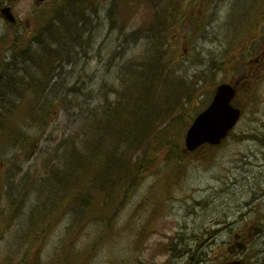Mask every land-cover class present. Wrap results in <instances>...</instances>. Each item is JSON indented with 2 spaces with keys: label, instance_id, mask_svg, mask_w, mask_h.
<instances>
[{
  "label": "rangeland",
  "instance_id": "1",
  "mask_svg": "<svg viewBox=\"0 0 264 264\" xmlns=\"http://www.w3.org/2000/svg\"><path fill=\"white\" fill-rule=\"evenodd\" d=\"M5 1L0 0V3ZM61 1L64 0H53L49 5ZM205 1L204 10L199 5L188 7L193 19L188 25L190 29L181 31L179 39H172V43L178 45L184 55L173 56L171 68L175 75L169 80L183 78L191 87L182 93V104L172 108L167 99H172L173 93L168 92L164 84L167 80L164 74L155 82L159 90L158 93L154 92V97L161 103L164 113L153 124L149 142L161 147L145 157L140 177L135 167L126 174L127 188L139 178L141 186L130 201H125V192L121 201H116L111 223H98L80 211L69 208L48 211L51 203L43 187L57 173L55 169L50 170L49 165L57 159L64 166L63 162H69L65 151L86 138L91 142L89 130L92 124L97 126L98 120L110 110L109 104L116 102V94L112 96L110 93L132 77V74H127L130 71L127 63L144 56L153 42L137 43L134 42L136 36L126 37L123 32L112 30L111 18L107 14L111 0L90 1L88 15L98 7L101 12L88 18L78 14L74 18L72 37L62 31L59 44L63 49L60 56L68 58L71 53L76 55L73 62L63 63L62 69L58 68L53 73L49 84H42L49 96L48 103L59 106L52 112L50 125L44 133L30 126L32 120L22 125L27 133L42 137L34 147L30 144L26 146L25 151L29 154L26 158L23 157L24 153L15 156L17 150L10 149V142L0 147V210L10 206L11 217L13 210L18 213L28 193L31 194L20 219L14 223L9 234L1 238L0 264H16L23 257H29V261H32L34 251L29 248L36 241V252L47 247L41 258L43 264L54 263L76 243L80 252L77 264H188L190 254H195L196 259L189 264H220L222 260L213 256L227 255V248L233 243L237 231L249 230L255 222H264V148L256 141L237 142L230 139L224 146L192 156L185 162L172 160V148L168 144L178 139L172 132L174 126L185 124L199 108L206 106L215 88L216 75L218 83L223 80L240 82L245 90L253 88L250 93L252 100L243 104L244 115L235 134L264 135V62H259L262 65L256 64L257 57L264 51V41L256 46L248 39L243 43L237 34L224 27L233 15L235 0H219L220 5L216 2L212 7L215 14L213 20L209 16L201 25V18L214 0ZM128 3L133 4L131 0ZM244 3L246 0L241 5ZM35 6V0L17 1L15 12L25 29L28 28L26 18L35 10ZM130 9L131 6L128 11ZM252 14L253 9L249 6L250 19L253 18ZM148 16L150 13L147 11L134 16L126 33L145 22ZM236 20L233 28L238 32L247 21L239 14ZM204 26H207V36L198 39L193 48V41L202 37L193 34V31L200 32ZM24 28H20L18 34H22ZM257 33L264 35V18L258 20ZM4 34L5 29L2 28L1 36ZM182 84L183 81L174 80L171 86L178 93L182 91ZM126 85L124 82L123 87ZM73 86L77 90L68 94ZM136 97L137 94L134 99ZM140 106L135 109L134 102L132 114L136 110L141 115L143 111ZM115 118L121 124L127 120L121 114ZM3 120L5 123L10 121L6 116ZM121 124L117 129L118 135L125 136L133 131ZM108 146L107 140L102 144L98 140L93 141L90 169L104 165ZM148 149L152 150V146L149 145ZM144 156L145 148L137 149L133 163ZM137 164L139 168L140 163ZM118 170L121 171V167ZM103 174L104 171L101 172ZM77 177L83 176L73 172L67 178L64 190L57 184L52 187L59 192L56 205L65 193H78ZM45 189L49 190L50 187ZM53 216L61 221L55 235L50 238L41 232L50 228ZM38 218L43 221H36ZM31 223L37 225L30 229ZM144 229L147 233L140 239ZM217 229L221 231L216 232ZM112 231L114 238L109 242L106 236ZM21 235H25V239L22 242L17 240L16 244L14 237ZM101 236L103 239L99 240ZM48 237L50 240L46 241ZM166 242L174 245L173 252H162L163 243ZM263 244L264 232L253 241L254 246ZM142 245L143 248H140ZM214 246L220 247L223 252L216 254L210 251ZM70 258H66L67 262ZM207 259L209 261L206 262ZM200 260L204 262L197 263Z\"/></svg>",
  "mask_w": 264,
  "mask_h": 264
},
{
  "label": "trees",
  "instance_id": "2",
  "mask_svg": "<svg viewBox=\"0 0 264 264\" xmlns=\"http://www.w3.org/2000/svg\"><path fill=\"white\" fill-rule=\"evenodd\" d=\"M151 52L152 50H150V53ZM147 59L148 57L144 58L145 63ZM170 65L172 66V64ZM141 67L143 69L141 72L144 73V78L142 79H146L145 71H147L149 67H146L143 62L141 64ZM169 70L170 71L168 76L164 74L165 78L167 79L164 81V84L168 88L171 87L174 80L180 81L179 77L172 81L169 80L170 77H174L175 75V71H172L171 67ZM163 71L164 67L161 60L153 65L147 76L150 80V86H148L146 83H144V81L141 80L140 76L142 73L140 72L138 76L139 80L141 81L138 83V96L136 97V99H134L136 93H133L131 94V96H128V103H125L121 98L122 93L119 92L115 104H109L111 108L107 113H105L104 118L98 120L97 126H95V124H92L89 130V134L92 138L91 142L89 138H86L80 144H75L72 148V151L74 152V156L76 158V161L80 165V168H84L90 165L89 160L91 158V154L88 151L83 152L81 150H86L88 145L93 144V139L98 140V142L101 144L104 140L109 141V146L106 153V161L104 163L105 170H103V189L100 191H103L104 196H106L105 204L110 211V213L108 214L111 221H113L112 219L114 216V214H112L111 212V209L116 203L118 194L121 192H125V199L128 198L141 182V178H139L135 181L133 186L127 188V179L125 178L126 174L130 173L131 169L135 167L140 177L143 172L145 157L154 154V150L161 147L160 144L152 145L149 142L152 134L154 124L153 120L156 114V109L147 110L143 102L145 99L148 101L151 94L159 90L155 86V82L159 80ZM182 85L185 86L186 82H183ZM187 86H189V84ZM72 91H75V89H73ZM130 98L134 99L135 109L138 108L139 104L141 105L140 108L143 111L141 115H138L136 110L134 114H132L134 102L133 100H130ZM119 114L127 118L125 124H121L120 121L115 118ZM119 124L129 127L133 131L125 136L118 135L117 129L120 128ZM78 145H84V148L77 147ZM136 145H139L137 148L138 150L140 148H145V156L142 158H137V161L133 163V155L137 149H132ZM149 145L152 146V150L148 149ZM138 162L140 163L139 168L137 164ZM119 167H121V171L118 170ZM21 264L38 263L35 258L32 261H29V257H26Z\"/></svg>",
  "mask_w": 264,
  "mask_h": 264
},
{
  "label": "water",
  "instance_id": "3",
  "mask_svg": "<svg viewBox=\"0 0 264 264\" xmlns=\"http://www.w3.org/2000/svg\"><path fill=\"white\" fill-rule=\"evenodd\" d=\"M233 96L232 87L219 88L211 107L197 118L188 132L186 143L190 151L206 142L217 144L227 136L240 116V112L232 106Z\"/></svg>",
  "mask_w": 264,
  "mask_h": 264
},
{
  "label": "flooded vegetation",
  "instance_id": "4",
  "mask_svg": "<svg viewBox=\"0 0 264 264\" xmlns=\"http://www.w3.org/2000/svg\"><path fill=\"white\" fill-rule=\"evenodd\" d=\"M0 45H1V43H0ZM5 61H6L5 59H0V62H5ZM239 237H237V238H239ZM241 240L246 241L245 237H242V236H241ZM250 244H251V241L249 242V245ZM260 248H261V246H258L257 250H255L254 252H250V255L248 256V258H253L251 260V264H260L261 262H263L262 260H264V251L262 250L260 252L259 251ZM232 253L234 254V256L232 257V259H233L232 261L242 260L243 264H247L246 263L247 258H245V254L238 255V254H236V251H232Z\"/></svg>",
  "mask_w": 264,
  "mask_h": 264
}]
</instances>
